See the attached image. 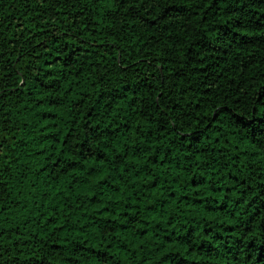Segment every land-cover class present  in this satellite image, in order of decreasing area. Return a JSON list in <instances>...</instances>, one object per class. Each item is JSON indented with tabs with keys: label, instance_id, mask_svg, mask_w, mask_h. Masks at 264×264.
<instances>
[{
	"label": "trees",
	"instance_id": "16d2710c",
	"mask_svg": "<svg viewBox=\"0 0 264 264\" xmlns=\"http://www.w3.org/2000/svg\"><path fill=\"white\" fill-rule=\"evenodd\" d=\"M0 264H264V0H0Z\"/></svg>",
	"mask_w": 264,
	"mask_h": 264
}]
</instances>
